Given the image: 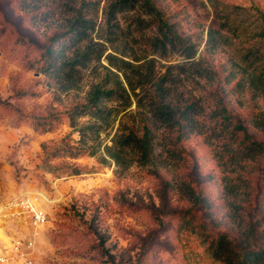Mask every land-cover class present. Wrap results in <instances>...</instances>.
I'll use <instances>...</instances> for the list:
<instances>
[{"label": "rangeland", "instance_id": "rangeland-1", "mask_svg": "<svg viewBox=\"0 0 264 264\" xmlns=\"http://www.w3.org/2000/svg\"><path fill=\"white\" fill-rule=\"evenodd\" d=\"M116 1L0 0V264H220L206 255L203 240L222 235L243 248H264V155L246 157L244 134L230 133L241 122L264 144L253 126L264 117V96L238 85L240 77L224 79L234 65L251 70L248 50L262 42L264 0H141L109 17ZM213 2L251 16L237 12L238 36L216 35L214 49L208 42ZM81 17L94 29L51 58L70 59L89 45L102 56L79 69L76 85L66 89L63 80L35 68L46 47L68 41ZM164 23L175 25L186 50H155ZM109 55L122 70L110 66ZM206 64L221 72L215 82L199 76ZM137 72L150 77L135 92L143 104L158 99L154 84L165 79L172 108L196 102L195 124L156 123L152 164L120 169L105 146L118 133L139 131L144 115L156 122L131 94L125 111L106 104L118 111L96 141L97 154L70 158L80 139L71 110L93 88L112 87L115 76L140 84ZM226 112L234 118L229 125ZM76 121L86 125L89 118ZM34 211L44 214V223L35 222Z\"/></svg>", "mask_w": 264, "mask_h": 264}, {"label": "trees", "instance_id": "trees-1", "mask_svg": "<svg viewBox=\"0 0 264 264\" xmlns=\"http://www.w3.org/2000/svg\"><path fill=\"white\" fill-rule=\"evenodd\" d=\"M141 0H118L116 1L109 10V17H113L115 14L124 11L126 8L134 5L135 2ZM149 4V3H148ZM219 2H213L212 7L214 9L213 25L208 33V39L211 48H215V37L222 36V33L229 31L234 37L239 34V28L242 25L237 24L233 19L237 12L242 15H247V20L251 17L247 13V9L232 7L229 11L225 7L220 6ZM149 8L153 9V6L149 4ZM155 11V10H153ZM157 17L160 18L159 12L156 13ZM239 17V16H238ZM161 19V18H160ZM162 20V19H161ZM173 24L164 23L160 29L161 38L157 37L153 43L156 51L161 53H167L168 49L172 51H179L187 49L184 40L177 32L173 29ZM93 30L94 25L91 20H85L83 17L76 20L72 24L70 29L71 37L67 42L62 44L57 43V46L53 48V45L46 47V52L44 55V62L41 67L35 68L37 73H42L45 75L53 76L59 79L61 82H65V88H73L78 79L77 74L79 69H83L86 65L92 61L99 60L102 53H97L91 47V45L80 50L78 49L75 55L70 59L59 60L57 56L52 59L51 54L55 51L56 54L61 53L63 47H69L73 44V41L82 42L87 38V31ZM238 31V32H237ZM242 31H244L242 29ZM238 34H237V33ZM258 36L261 39V43L255 51H249L252 59L249 60V69L241 68L234 65L233 70L225 74L224 79L226 82H231L237 77L240 80L237 82L241 87H245L244 84L254 90L256 93L264 96V20L259 26ZM53 42H58L56 38L52 39ZM228 41V40H227ZM184 50V51H185ZM110 66L122 70L120 66L115 61V57L112 55L107 56ZM247 59V58H246ZM248 60V59H247ZM124 66H132L129 62L120 60ZM258 65H257V63ZM203 69V70H202ZM199 73L200 77H203L211 82H215L220 76L218 70H212L210 65L203 67ZM29 70H34L31 66ZM112 75V73H109ZM135 76L141 78L140 84H134L133 80L125 75V81L119 80L118 76L116 82L113 83L112 87L106 88L103 85L93 88L87 95V98L83 104L75 106L70 114V125L72 128L78 131L80 139L78 141V146L69 150L70 158H79L80 156H90L94 157L99 148V144L96 143L97 139L104 133L107 127L113 121V115L118 111L117 107H108L106 104L108 102H115L122 106V111H125L131 106V94L137 99V108L140 109L148 105V111L154 116L156 122H152L148 117L144 115L141 122V128L139 131L128 130L127 133H118L112 138V145L105 146V151L108 156L115 162L118 168L126 169L133 162H137L140 166L146 167L151 165L154 160V150H153V127L156 123H161L165 127L170 129L182 128L188 123L195 124V118L197 117V106L196 102H192L186 105L184 108L175 110L166 101L170 91L164 85L165 79L158 81L154 84L156 86L155 92L157 93L158 99L152 96L149 104H143V99L140 94L135 93L136 90L147 83L150 80L148 74H139L137 72ZM67 86V87H66ZM26 93V92H25ZM227 113V112H226ZM88 117L89 121L86 125L79 126L76 118ZM234 118L227 113L224 116V121L229 125ZM232 126V124L230 125ZM253 126L264 133V117H258L253 120ZM37 130V128L35 129ZM51 129H49L50 131ZM245 126L241 122L234 125L230 133H243L244 143L241 142L245 148L243 151L247 152L246 157H256L264 155V144L252 140L246 132ZM48 130H42L41 132H46ZM141 133V134H140ZM212 137V136H211ZM211 137H208V144L212 145ZM90 142V144H89ZM131 156L130 161H126L127 157ZM100 159V158H99ZM103 163L105 159H100ZM230 194H233L234 188L228 186ZM203 243L205 246V253L208 257L220 264H264V248L251 249L248 247H241L240 243L236 240H231L228 236L222 235L216 238L208 239L204 238Z\"/></svg>", "mask_w": 264, "mask_h": 264}, {"label": "built area", "instance_id": "built-area-1", "mask_svg": "<svg viewBox=\"0 0 264 264\" xmlns=\"http://www.w3.org/2000/svg\"><path fill=\"white\" fill-rule=\"evenodd\" d=\"M33 217L35 218L36 223H44L45 222V216L42 212L34 211Z\"/></svg>", "mask_w": 264, "mask_h": 264}]
</instances>
